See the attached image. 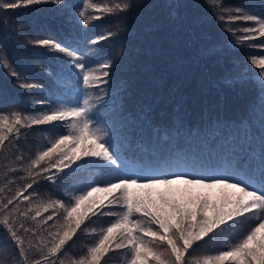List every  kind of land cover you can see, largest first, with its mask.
<instances>
[{"label":"trees","instance_id":"16d2710c","mask_svg":"<svg viewBox=\"0 0 264 264\" xmlns=\"http://www.w3.org/2000/svg\"><path fill=\"white\" fill-rule=\"evenodd\" d=\"M89 2L59 0L0 12V65L7 62L22 79L40 86L24 89L20 79L0 67V114L35 115L83 107L87 100L92 125L120 152L131 168L126 174H139L141 182L174 174L210 179L225 175V166L241 157L249 159L257 170L264 166V139L258 144L254 137L258 102L252 96L257 92L251 83L236 82L233 66L238 53L251 52L256 57L264 53L259 47L264 38L242 41L246 33L241 29L253 27L251 21L228 20L240 15L235 12L237 7L264 17V0H92L109 6L116 2L130 5L114 15L94 13L85 7ZM81 10L102 19L85 25L78 15ZM108 33L112 35L99 44L91 42ZM44 38L70 43L86 69L97 70L98 76L103 72L99 65L109 62V75L99 86L86 87L83 73L70 66L74 63L70 58L32 42ZM247 60L236 66L245 70ZM66 131L67 124L59 122L22 129L25 160ZM88 163L90 166L81 167L70 181L53 184L40 180L34 186L39 193L34 202L67 201L89 185L102 186L114 178L101 171L103 161L93 158ZM6 174L13 175L0 156V187ZM23 183L17 180V186ZM112 219L93 217L88 223L99 229ZM93 238L78 234L64 257L66 264L83 254ZM231 242L221 240L224 245ZM7 244L6 234L0 230V259L15 264L11 247L6 251L2 247ZM218 250V245L201 241L192 255L202 259ZM109 264H126V257L112 254Z\"/></svg>","mask_w":264,"mask_h":264},{"label":"snow or ice","instance_id":"6c2138e0","mask_svg":"<svg viewBox=\"0 0 264 264\" xmlns=\"http://www.w3.org/2000/svg\"><path fill=\"white\" fill-rule=\"evenodd\" d=\"M45 3L59 0H0V12ZM85 7L94 13L114 15L128 10L130 5L116 2L109 6L90 0ZM235 12L240 15L228 17L229 22L243 20L256 25L241 29L248 34L242 41L264 38V17L246 14L239 7ZM78 15L85 25L102 19L101 15L88 16L84 10ZM111 35L91 42L99 44ZM32 42L70 58L74 62L70 66L83 73L85 85L109 75L111 64L105 61L99 65L102 75L93 76L70 43L47 38ZM259 47L264 48V42ZM250 63L260 70L256 76L264 90V58L251 57ZM0 67L20 79V87H40L22 79L7 62ZM89 111L85 100L83 107L56 108L35 115L0 114V156L4 168L13 174H6L4 186L0 187V230L8 241L2 247L5 251L11 247L15 264H66L64 257L80 233L95 239L83 254L69 259L67 264H109L112 254L125 256L126 264H264V166L257 170L249 159L241 157L225 166V175L210 179L174 174L171 178L153 177L141 182L139 174H126L131 168L108 144L103 131L92 125ZM58 122L66 123L67 131L55 135L25 160L20 144L25 135L22 129ZM93 158L104 162L101 171L105 176L114 178L102 186L89 185L67 201L34 202L33 198L39 196L34 186L40 180L53 184L70 181L81 167H89L88 161ZM17 180L23 185L17 186ZM93 217L114 219L97 229L88 223ZM222 238L233 239L224 245ZM201 241L216 244L219 250L196 259L192 253ZM0 264L6 261L0 259Z\"/></svg>","mask_w":264,"mask_h":264},{"label":"rangeland","instance_id":"374dc122","mask_svg":"<svg viewBox=\"0 0 264 264\" xmlns=\"http://www.w3.org/2000/svg\"><path fill=\"white\" fill-rule=\"evenodd\" d=\"M239 15V14H238ZM252 24V26H256L253 22H250ZM246 36L248 34H243V36ZM252 43V42H249ZM251 57H256L253 53H249V52H245L244 54L238 53L236 55V61H244L246 59H250ZM257 58H264V53L260 54L259 57ZM89 59L86 60V63L88 64ZM238 62H233V66L234 69L236 71V77L235 80L236 82H238L239 84L243 83L245 84V82L247 83H251L253 85V89L256 90L257 94L260 93V95L257 97V94L253 97V100L255 102H258V108L256 111V124L258 127L257 133L254 134L255 140L257 141V143L259 144V142L262 144V140L264 139V90H262L261 85H260V80L257 78L256 73L259 72V69H256L253 65H251L250 60H247V65L248 67L243 70V69H239L236 65ZM239 66V65H238ZM88 70H90V68H88ZM241 70V74L239 73ZM93 76H98V71L94 70L93 72ZM227 77V76H226ZM95 85H99V81L97 80H93L91 81L90 85H88L89 88L93 89V87ZM86 86V85H85ZM87 87V86H86ZM137 218V217H135ZM140 218V217H138ZM95 237L93 238L92 242L94 241ZM233 238H227L226 240H230L232 241ZM90 240L86 239V243H89Z\"/></svg>","mask_w":264,"mask_h":264}]
</instances>
